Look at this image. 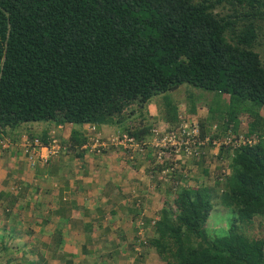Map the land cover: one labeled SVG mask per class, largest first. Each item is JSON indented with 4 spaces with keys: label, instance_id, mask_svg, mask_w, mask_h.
Wrapping results in <instances>:
<instances>
[{
    "label": "trees",
    "instance_id": "obj_1",
    "mask_svg": "<svg viewBox=\"0 0 264 264\" xmlns=\"http://www.w3.org/2000/svg\"><path fill=\"white\" fill-rule=\"evenodd\" d=\"M182 85L185 114L164 100L160 121L175 127L190 120L195 97L214 94L222 97L220 112H207L224 120L214 138L230 131L257 142L224 151L211 145L209 115L193 117L198 138L208 141L187 160L206 151L220 167L204 170L200 180L187 177V186L175 174L180 161L145 247L162 264H264V0H0L5 136L31 123L104 125L143 146L155 124H143L136 112ZM137 116L138 127H122ZM36 139L48 144L45 133ZM170 156L157 165L151 157L152 167L159 172ZM217 206L228 211V225L208 237ZM6 252L1 246L0 264H12Z\"/></svg>",
    "mask_w": 264,
    "mask_h": 264
},
{
    "label": "crops",
    "instance_id": "obj_2",
    "mask_svg": "<svg viewBox=\"0 0 264 264\" xmlns=\"http://www.w3.org/2000/svg\"><path fill=\"white\" fill-rule=\"evenodd\" d=\"M32 126L12 136L0 133V249L7 250L5 261L160 264L145 242L173 177L162 179L152 167L151 152L89 143L93 136L108 142L119 132L116 127L95 126L90 132L88 124ZM43 133L47 143L57 141L56 154L48 153V145L26 148ZM204 154L182 161L183 169L176 171L187 186V177L200 180L204 170L219 169L210 153Z\"/></svg>",
    "mask_w": 264,
    "mask_h": 264
},
{
    "label": "built area",
    "instance_id": "obj_3",
    "mask_svg": "<svg viewBox=\"0 0 264 264\" xmlns=\"http://www.w3.org/2000/svg\"><path fill=\"white\" fill-rule=\"evenodd\" d=\"M89 131L92 132L93 128L90 127ZM88 141L95 148H103L107 145H117L123 148L125 151L137 153L150 150L155 165L161 164L165 156L169 154L171 155L169 163L164 166V168H161L159 172L160 175L167 180L166 176H169L177 170V168L180 166V161L194 157L198 152V147L201 146L204 141H208V138L206 137L203 140H200L198 138L196 124L182 119L177 126L169 129H151L150 135L144 141L145 143L143 146L134 143L133 140L126 135L112 137L107 143L99 140L97 136L89 138ZM256 141L257 140L255 137L246 138L243 137V135L235 137L230 133V131H228V133L222 139H211V145L217 148L223 147L225 149H236L242 144L251 145ZM31 145L34 147L40 146L37 139H34L30 145H26V148L32 147ZM47 145V151L50 155L56 154L60 149L57 141H55L53 138L50 139ZM178 157L179 159L177 160ZM221 166V174H224L226 171L222 163ZM172 185H174V182H172Z\"/></svg>",
    "mask_w": 264,
    "mask_h": 264
},
{
    "label": "rangeland",
    "instance_id": "obj_4",
    "mask_svg": "<svg viewBox=\"0 0 264 264\" xmlns=\"http://www.w3.org/2000/svg\"><path fill=\"white\" fill-rule=\"evenodd\" d=\"M186 86L182 85L180 87H178L177 90L172 91V92H168L162 95H158L155 97H152L149 101L148 104H144L142 106V108L144 109H139L138 112H136V114L142 113L143 114V119H141V121H143L144 123H149L150 125H154V126H164L163 124H161L158 118L159 116H163L164 115V106L162 103H164L163 101H167L170 102L171 104H173L174 106H176L177 112L179 113V115L181 116L182 113L185 114L184 109H186L189 106V100H187L185 94H186ZM199 92V91H198ZM194 93V92H193ZM194 97V94H193ZM210 98L215 100V103H213V106L209 105V101ZM219 100V102H218ZM222 97L214 95V94H206L201 96V98H196L194 99L192 105L194 108V114L192 116H189L190 120H186L191 122V120H193V117L195 119H207L208 115H209V119H207L206 123L208 124V127H210L211 129H213V127H215V131H210L209 132V137L214 138L215 135L219 134V125L222 121H224L223 119L219 118L220 113H215V114H208L207 110L210 109L209 107H212L213 110H216L217 112H220L219 110V106L222 104ZM130 108L134 109L135 111V107L131 106ZM127 108V109H130ZM126 109V110H127ZM142 110V111H141ZM260 113L263 115L264 117V110H260ZM183 114V115H184ZM140 118L137 117H130L127 122L128 123H123L122 127H127L130 126L132 128L135 129V127H138V125L141 124V121L139 120ZM193 122V121H192ZM33 123L31 124H25L23 127H33L32 126ZM38 124V123H35ZM40 125H43L44 123H39ZM49 124V123H48ZM117 129V128H116ZM119 129H117L118 131ZM11 133V132H9ZM182 160V159H181ZM224 162L226 163L227 160L225 159ZM224 163V164H225ZM210 182V181H209ZM211 184V182L209 183ZM228 211H226L224 208H221L220 206L215 207L210 216L209 219L207 221L206 224V234L208 237H213L214 235H219L221 234L224 229H226L227 225H228ZM260 235L262 237H264V226L262 227V229L260 230ZM248 234H250L251 236H256L257 235V231L255 229H249L247 231ZM160 264H162L160 262Z\"/></svg>",
    "mask_w": 264,
    "mask_h": 264
},
{
    "label": "clouds",
    "instance_id": "obj_5",
    "mask_svg": "<svg viewBox=\"0 0 264 264\" xmlns=\"http://www.w3.org/2000/svg\"><path fill=\"white\" fill-rule=\"evenodd\" d=\"M160 123L163 124L164 126H161V125L158 126V125H157V126H153V127H151V128H152V129H155V128L169 129V128L174 127V125H169V124H167V123H165V122H163V121L160 122ZM192 123H195V122H192ZM90 127H92L93 130H94V127H95V126L90 125ZM118 131H119V130H118ZM210 131H213V132H214V131H215V127H213V129L210 128ZM90 132H91V131H90ZM227 133H228V131H227ZM119 135L121 136V135H126V134H121V133L118 132L117 135H115V136H113V137H116V136H119ZM149 135H150V132H149V134L147 135L146 139L149 137ZM126 136H127V135H126ZM127 137H128V136H127ZM111 138H112V137H111ZM111 138H110V139H111ZM222 138H223V137H222ZM222 138H221V137H218V138H216V139H222ZM110 139H109V141H110ZM146 139H145V140H146ZM145 140H144V141H145ZM102 142H103V141H102ZM256 142H257V141H256ZM104 143H107V142H104ZM105 147H106V146H105ZM221 148H222L224 151L226 150V149L223 148V147H221ZM147 151H148V150H147ZM149 151H150V150H149ZM150 152H151V151H150ZM151 157H152V156H151ZM184 160H187V159H184ZM184 160H183V161H184ZM224 163H225V162L223 161V162H222L223 166H224ZM154 165H155V164H154ZM221 167H222V166H221ZM159 172H160V170H159ZM159 172H158V173H159ZM159 174H160V173H159ZM162 179H163V177H162ZM172 182H173V180L170 182V187H171V189H172V187H174V186L172 185Z\"/></svg>",
    "mask_w": 264,
    "mask_h": 264
}]
</instances>
